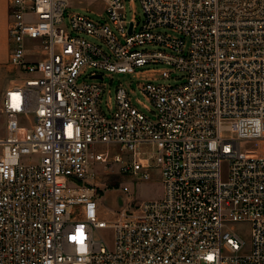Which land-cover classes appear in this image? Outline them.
Listing matches in <instances>:
<instances>
[{
	"label": "built area",
	"instance_id": "obj_1",
	"mask_svg": "<svg viewBox=\"0 0 264 264\" xmlns=\"http://www.w3.org/2000/svg\"><path fill=\"white\" fill-rule=\"evenodd\" d=\"M98 1L104 22L66 16L69 0H9V65L29 77L2 98L0 264H264V157L241 150L264 139V0H129V21L127 0ZM87 70L131 76L154 119L122 86L107 115L105 76L79 84ZM99 165L157 170L163 197L120 187L108 212Z\"/></svg>",
	"mask_w": 264,
	"mask_h": 264
},
{
	"label": "rangeland",
	"instance_id": "obj_2",
	"mask_svg": "<svg viewBox=\"0 0 264 264\" xmlns=\"http://www.w3.org/2000/svg\"><path fill=\"white\" fill-rule=\"evenodd\" d=\"M69 9L66 12V16L68 14H82L93 20L104 22V19H101L99 16L104 14V5L101 2H96L95 0H69ZM126 20H130L132 18V7L130 5V1L126 2ZM136 12L138 15H142L141 7L138 3H136ZM84 37L86 40L92 43H98L96 40L89 38L85 35H80ZM32 42H29V51H32L33 48ZM148 50H155L154 48H148ZM143 70V69H142ZM141 70V71H142ZM141 71H138L137 74H140ZM96 72L98 74H103L104 83L106 85L105 93L102 97V104L100 105L101 109L109 115L106 104L111 99V103L115 106V97L117 90L120 86L128 88L129 90L134 91L135 93L131 96L132 103L135 107H137L141 112H143L146 116L151 119H154V115L145 110L142 104L148 106L151 110L153 107L149 104L145 98L139 93L137 89L138 82L133 79L129 75L125 74H109L106 72H100L96 70H87L86 73L79 79L78 83H91L98 82L97 80H90V75ZM28 75L20 73L17 69H14L10 65L7 67L0 68V139L5 134V118L2 114V98L5 89L12 85H20L24 79L28 78ZM175 77H180L179 75H174ZM182 80H159L157 84L163 85H177L181 84ZM140 104H139V103ZM23 123L29 124L28 118L22 119ZM98 151L109 153L113 156L115 154L122 155L124 157V161L128 162L131 160V156L128 153H125L120 150L118 146H100L97 147ZM241 150L247 154L248 156L253 157H264V139L261 141H245L241 143ZM121 165H116V170L114 172L105 173L103 167L101 165L96 167V171L99 172L102 177L98 179L99 187H108L105 191L101 192V203L102 206L109 212L110 210L115 211L118 206L117 199L123 195L121 193L120 187L127 186L130 190L131 196L137 203L147 202L159 200L163 197V187L161 184V177L157 170L151 172V179L149 181H143L138 177L132 176V173L120 174L118 169ZM226 164L223 166V177H226ZM105 219L110 221L112 218L110 216H106ZM234 228L235 233L245 242V246L243 249V254H248L250 245H251V227L248 223H237L232 226ZM102 237L108 242L110 246H112L113 234L110 230H105L101 232Z\"/></svg>",
	"mask_w": 264,
	"mask_h": 264
},
{
	"label": "crops",
	"instance_id": "obj_3",
	"mask_svg": "<svg viewBox=\"0 0 264 264\" xmlns=\"http://www.w3.org/2000/svg\"><path fill=\"white\" fill-rule=\"evenodd\" d=\"M95 1L98 2V0ZM9 22V0H0V68L9 66Z\"/></svg>",
	"mask_w": 264,
	"mask_h": 264
},
{
	"label": "water",
	"instance_id": "obj_4",
	"mask_svg": "<svg viewBox=\"0 0 264 264\" xmlns=\"http://www.w3.org/2000/svg\"><path fill=\"white\" fill-rule=\"evenodd\" d=\"M138 20H139V19H138ZM130 32H131V29H130ZM118 206H119V207L122 206V201H121V200L118 201Z\"/></svg>",
	"mask_w": 264,
	"mask_h": 264
}]
</instances>
